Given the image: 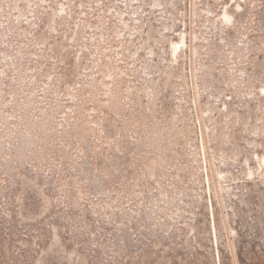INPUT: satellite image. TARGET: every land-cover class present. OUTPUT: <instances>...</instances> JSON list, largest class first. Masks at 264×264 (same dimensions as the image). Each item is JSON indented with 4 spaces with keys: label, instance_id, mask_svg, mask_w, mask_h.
<instances>
[{
    "label": "rangeland",
    "instance_id": "374dc122",
    "mask_svg": "<svg viewBox=\"0 0 264 264\" xmlns=\"http://www.w3.org/2000/svg\"><path fill=\"white\" fill-rule=\"evenodd\" d=\"M254 225L264 0H0V264H238Z\"/></svg>",
    "mask_w": 264,
    "mask_h": 264
},
{
    "label": "trees",
    "instance_id": "16d2710c",
    "mask_svg": "<svg viewBox=\"0 0 264 264\" xmlns=\"http://www.w3.org/2000/svg\"><path fill=\"white\" fill-rule=\"evenodd\" d=\"M59 32V30H58ZM64 65H69V61L65 60ZM63 66H60V70L63 69ZM63 87V83L62 86ZM245 181V180H244ZM246 182V181H245ZM249 183V182H246ZM258 226L254 225L251 228L255 231V236L259 237L252 238V241L246 239L244 232L239 234V240L237 241V252L235 254V260L238 264H264V249L261 248L258 241L261 239V235L258 231ZM223 254V252H221ZM230 256V253H229ZM228 261V259H226Z\"/></svg>",
    "mask_w": 264,
    "mask_h": 264
}]
</instances>
